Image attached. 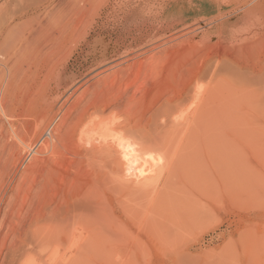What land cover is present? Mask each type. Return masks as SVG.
<instances>
[{
  "label": "rangeland",
  "instance_id": "obj_1",
  "mask_svg": "<svg viewBox=\"0 0 264 264\" xmlns=\"http://www.w3.org/2000/svg\"><path fill=\"white\" fill-rule=\"evenodd\" d=\"M68 1L50 0L32 18L9 22V26H16L12 33L13 45L17 44L19 48L24 39L30 41V38L37 37L35 34L40 31L37 24L47 26L54 19L55 25L66 24L67 27L61 35L52 36L48 31L43 32L44 35L37 41L47 52L55 51L60 45L72 49L79 33L90 29V25H93V33L87 38L89 45L110 42L124 48L132 43L131 48L134 49L139 42L133 43L124 33L125 26L120 19L122 11L112 7L115 1L119 6L124 4V9L130 4L128 10L133 11L135 22L144 17L148 22L145 29L150 27L148 34L156 35L143 49H135L124 57L116 56L105 63H101L97 51L96 54H88L87 46L72 56L67 66L69 76L64 84L50 83L48 89H42L43 77L38 75L34 78L33 87L28 84L18 90L23 98H29L21 112L17 108L14 110V115L21 114L16 129L21 128L18 135L24 145L17 146L18 150L3 170L4 179L2 175V180L0 178L3 210L0 212L3 229L0 230V264H264V2L261 8L252 9L260 0H83L81 11L69 19V14L67 17L62 14L58 21L57 14L65 13L64 6ZM14 4L16 0H0V10L7 5L15 7ZM110 7L113 10L108 11L109 19L102 18L107 14L106 8ZM249 10L252 12L245 18ZM71 30L76 33L68 35ZM171 38H176V41L168 43ZM11 45L8 42V47ZM157 47H160L159 50H156ZM146 51L149 53L140 56ZM138 55L140 57L135 59ZM118 64H122L119 69H113ZM102 72L104 78L107 76V80L113 82L110 86L111 82L107 83L108 86L106 82L100 85L98 74ZM16 93L10 91L9 97ZM78 101L93 107L101 114V119L114 125L133 126L135 122L134 127L138 125L144 129L148 145L143 143L146 150L140 151L142 154L138 158L141 163L134 165L136 171L131 173L138 174L141 167L147 164L148 168H145L147 171L150 169L148 172L153 170L152 175H161L160 179L156 178L160 182L157 190L166 180L170 179L173 184L168 186V190L171 192L172 189L174 195L168 194V199L161 200L162 194L167 192L164 189L162 194H155L153 200L154 203L158 199L160 201L151 204L162 205L157 214H162V219L155 217L158 222L171 217L168 219L176 222L172 225L179 227L180 234L173 245L160 243L162 241H156L137 223L125 221L129 218L116 205L118 200L126 198L123 194L126 190H121L119 182L114 183L116 176H112L113 182H109L113 180L109 178V181H104L105 184L101 183L105 177H111L113 172L118 171L116 164L109 166L106 163L103 167L100 164L101 168H106L107 176L102 171L105 174L103 179L102 169L97 171L99 166L96 165V168L93 165L96 171L93 166L87 168L90 174L83 169L88 175H98L95 178L98 181L88 187L85 185L89 184L87 176L88 182H81L82 189L87 190H84L87 202L81 198L68 199L67 203L63 202L66 205L62 206L64 213L60 216L77 214V211L78 215L82 211L87 213L89 201L94 199L103 200L102 203L106 200L104 204L111 201L117 210L118 221L123 222V226L126 224L124 229L122 226L118 232L105 236L80 223L73 229L70 224H62L61 229L60 222L61 231L57 229L59 226L56 227L58 223L53 225L55 228L44 222L39 223L40 229L39 224L36 225L37 208L48 202L51 195L46 189L39 190L40 186L54 178L48 171L53 168L48 156L39 152L42 150L40 142L44 144L48 140L45 131L50 128L54 132L66 112H72L71 108ZM164 104L169 106L171 121L181 120V117L196 110L197 115L202 112L203 117L196 116L195 122L189 124L182 120L181 123H184L178 122L175 128L170 127L172 133H169L167 122L150 118ZM40 116L44 120L40 121L34 133L35 122ZM8 122L0 117L2 129L8 128ZM136 141L134 144L137 145ZM133 178L128 180H135ZM17 184L20 191L16 194L13 190L19 187ZM111 187L118 192L114 193ZM11 196L15 201L8 207L6 205ZM9 208H13L12 211ZM10 211L15 216L9 214ZM201 211L204 213L201 214ZM163 212H167L164 217ZM8 214L11 218H6ZM14 222L18 225L12 230ZM166 223L172 227L169 221ZM92 233L95 236L97 233L98 238ZM116 233H119L117 237ZM100 238L106 240L104 244Z\"/></svg>",
  "mask_w": 264,
  "mask_h": 264
},
{
  "label": "bare ground",
  "instance_id": "obj_2",
  "mask_svg": "<svg viewBox=\"0 0 264 264\" xmlns=\"http://www.w3.org/2000/svg\"><path fill=\"white\" fill-rule=\"evenodd\" d=\"M49 1L50 0H16V4H14L15 7L7 5L5 7V9L0 10V117H3L4 119H6L7 122L9 121L8 122V128L2 129L0 127V178H1V175L3 173L5 166L7 165V161L9 160V158H12V155L18 150L17 146L20 145L21 147H23V145H24L23 142L21 141V139H19V135H18V134H20L19 130L21 128L19 129V127H18L17 128L18 131L16 129V127L18 125L17 124L18 119H19V117H21L20 116L21 114L20 115H14V110H16V108H17V110H19V112H21L20 110L23 109L24 106H26V102L28 101V98H29V97L23 98L22 93H21V95L18 94V93H20L18 90L23 89V88H21V86H27L28 84H30L33 87L35 85L34 78L38 77V75L43 77L41 84H43L44 86L42 87V89H48L47 87L50 86V83H51V85H54L55 83H57L58 85L64 84L65 79L68 78V76H69V72H67L69 68H67V66L69 64V61L72 59V56L75 54L76 51L78 52L79 50L86 48L87 46H88L87 47L88 54L89 53L96 54V51H97L98 54L100 55L99 58L102 59L101 63H105L107 60H110L114 57L116 58V56L124 57L129 52L135 51V49L136 50L143 49V47L156 35V34L155 35L148 34V32H150V27L147 30L145 29V28H147L146 25L148 24V22L144 17L141 19H138L137 22H135V19H133V11L130 12L128 10L130 8L129 7L130 4L127 6L126 9H124V4L119 6L118 3H116V1H115V3L112 5V7H115V10H121L122 11V13H121L122 15H121L120 19L124 23L123 26H125L124 27V33L130 38V40H132L133 43L139 42L138 45H135L134 49L131 48L132 43H130L127 47H124V48H123V46H119L118 44H111L110 42H106V43L105 42H99V43L93 42L91 45H89V43L87 42V38H89L91 33H93V25H90L89 26L90 29H86L85 31H83V32L81 31L79 33V35L77 37V41L74 44L72 49H66V47H64L63 45H60L58 48L55 49V51L50 50V52H47V49H42V45H39V43L37 41L40 37H42L44 35L43 32L48 31V32H50L49 35H52V36L53 35H61L65 31L63 29L67 27L66 24H62L60 26L55 25V22H53L54 19H51L47 23L48 24L47 26H43L42 24H37V26L40 28V31L35 34L37 37L34 36L33 39L30 38V41H28L27 39L26 40L24 39L22 44L19 46V48H18L17 44L13 45L12 33H13L16 26L11 27L8 25V23L20 21L22 19H28L29 17L34 16L35 14L39 13L41 9H44L45 6L47 5V3H50ZM68 2L66 3V6H64L65 13L64 12H58V14H57L58 21H59L60 15L64 14V16L67 17V15L69 14L68 15V19H69L71 16L74 15V13L81 11V8L84 7V1L83 0H70ZM263 2H264V0H260L255 6L252 7V9H255L257 7L261 8V6H263V5H261ZM112 7L106 8L107 14L105 15V13H106L105 12L103 14L105 16H102V18H107L110 15L108 11H110ZM112 10H113V8H112ZM251 10L246 12V15H244L245 18H248V16H250V12H252ZM126 11H127V14H126ZM109 17L107 18V20L109 19ZM116 20H119V18H116ZM51 22H53V24ZM76 29H78V28H75V30ZM71 33L74 34L76 32H74V30H71L68 35H70ZM175 41H176V38H174V39L171 38L168 43H172ZM8 42L12 43L11 47H8ZM64 43H65V41H64ZM121 48H123V50L120 52ZM159 48L160 47H157L156 50H159ZM148 53L149 52L146 51V53L141 54L140 56L148 54ZM140 56L139 55L136 56L135 59H138ZM121 65L122 64H118V65L114 66L113 69L115 68L116 70H118ZM140 66H141V64H140ZM102 75H105V74H103V72L98 74V76L101 77V81H99L100 85H103V84H101V82H104V83L106 82V85H107V83L111 82L110 84H108L110 86L113 82L108 81L106 78L107 76L104 78ZM102 77H103V79H102ZM110 77H111V75H110ZM110 77H108V78H110ZM106 85H104L103 88L106 89L107 88ZM85 90H84V92H86ZM10 91H13L14 93H16L17 91L18 92L13 97L10 98L9 97ZM84 92H82L81 94H83ZM87 93H88V91H87ZM45 99H46V101L49 100L47 98H45ZM87 103H89V102H87ZM201 104H204V103L201 102ZM164 105H165L164 107H161L160 110L155 115H153V117L151 116L150 118H152V119L155 118V119H153L154 121L156 120V118H159V119L163 120V123L167 122L168 123L167 126L169 128L170 127L175 128L176 124L178 125V122L181 123L182 120L186 121L189 124L190 122L191 123L195 122L193 120L194 119L196 120V116L197 117H199V116L203 117V114H201L202 112L198 113L199 114V116H198L197 110H196V111L192 112L190 115H185L186 117L185 116L181 117V120H175L174 119L173 121H171L170 118H171L172 114L169 113V106L167 104H164ZM71 109H72V112L71 111H69L68 113L66 112V114L63 116L62 120L60 121L58 127L56 129L54 128L55 129L54 132L49 127H48L49 129H47L45 131L46 133H48V138H47L48 140L44 144L41 143L42 141L40 142V145H42V150H41V148H40V150L42 152L41 151H39V152L41 154L45 153V155L43 154L44 156H48L47 158L50 160L49 162H51V164L53 165V168H54V169L53 168L49 169L48 171L52 174V176H54V178L52 177L53 179H51V177H50L51 180H47L46 182L42 183L40 186L39 190H41V189L45 190L46 189L48 191V193H50L51 195L50 196L48 195L49 196L48 202H45L44 204L42 203L41 205L39 204L40 206H39V208H37L39 211L38 210H37L38 212L36 211V217H35L36 225L39 223H43V222L46 224L50 223L52 225V226L50 225V227L53 228L55 226V224L58 223V225H56V227H58L61 224V229H62L63 228L62 224H68V225L70 224L71 229H73V226L79 225V223H80V224H83V226H84V224L87 226L89 225L93 232H98L99 234L100 233L105 234V236L109 235V234L111 235V233H115V232H118L119 230H121V228L123 226V224H122L123 222L120 223V221H118V218L116 217V214H117L116 211L117 210L115 211L111 201L107 202L106 203L107 205L104 204L106 202L105 199H104L105 200L104 203L101 202L103 200L98 201V200L94 199L93 202L88 200L89 204H90V209L89 210L87 209L88 210L87 213H84V211H82V213H84V214L81 213L78 215V211H77V214L75 212L76 215L73 213H69V214H65L62 217L60 216L61 213L62 214L64 213L63 212L64 210H62V206H64L65 203L63 204V202L67 203L69 200H75L77 198L78 199L81 198V199L85 200V198L88 197L87 192H85L87 190H85L84 188L82 189L83 184H85L83 182H86L88 180L87 176L89 177V180H88L89 184L86 183L85 185L88 187L93 186V184L98 181V178H97V180L95 179L98 175L97 176L96 175L93 176V174L88 175L90 173H88L89 170L87 171V168L91 169V167L93 165L94 166L97 165V166H99L98 170H97L99 172V169L101 168L100 164L102 167L105 166L106 163H108L107 165H109V166H113V164H116L118 166V168H117L118 171L113 172L111 174L112 170L114 169L113 168L111 170V172H109L111 174V177L110 176L105 177L106 179L108 178V180H105V178H104V180H102L103 182H101V180H100V182L105 184L106 181H109V178L111 179L112 176H114V177L116 176V178H115L116 181H114V179L112 178L113 180H110L109 182H113V181H114V183L119 182L118 185L122 186V187H120L121 190H126L127 193L126 192L123 193L126 198H124L121 195L123 198L121 196H119L122 198V199H120V198H117L115 195V197L117 199H120V200H118V203L116 205L117 208L119 207V209H121V213L123 212L125 214V216L129 218V220L125 219V221H128V222L131 221L132 223H137L140 227H142L146 231L147 234H149L151 237H153L156 241H158V242L162 241L160 243H163L166 245L174 243L180 234V230L178 229L179 227L177 226V224L172 225V223H176L175 220L174 219L169 220L171 217L170 218L168 217L169 219L166 217V219H164L163 222H161V221L158 222L156 220L157 217H159L160 220L162 219V218H160L162 216V214H161V216L157 215L160 213V210H161L160 206H162V205L160 203V205H158V204L156 205L157 207L152 206L153 204L155 205L157 202L160 201V199H158L156 201V203H154L155 201H153V200H155L154 198H156L155 194H157V195H159L160 193L162 194L164 189H166L167 192H164L162 194L163 197H162V195L160 196V197H162L161 200L163 198H164V200L168 199L169 198L168 194H171V195L173 194L174 191L172 189H171V192L173 191L172 193L168 190V189H170V188H168V186L171 187L173 185L171 183L170 179L166 180V182L164 184H162V186H161L162 190L161 189L157 190L158 186L160 184V182H158L157 179L158 178L160 179L161 175L158 174L160 177L159 176L156 177L157 174L155 175V173H154L152 175L153 170L151 172H148L150 169H148V171H147V168H148L146 166L147 164L145 165L147 168H145V166H142L141 169L138 168L139 166L137 167L138 170L140 169L137 172L138 174L131 173L133 171H136L134 168V165L141 163V162H139L140 161L139 156L142 154V153H140V151L146 150V148L143 146V143L148 145V143H146V141H145L146 134L144 133V129L143 128H142L143 130L140 129L141 127L139 128L138 125H137L138 127L137 126L134 127L136 125L135 122H134V124H132L133 126H129L128 124L127 125H125V124L124 125L123 124L122 125L121 124L120 125H116V124L114 125L113 123H111L109 121H105V120L101 119L100 113H97V111L93 107L88 106V104L86 105V103L83 104L80 101H78L75 104V106ZM42 114L45 115V113H42ZM159 115H160V117H157ZM154 116H156V117H154ZM177 118H178V116H177ZM206 118H207V116H206ZM152 119H150V120H152ZM159 119H157V121H159ZM197 119H199V118H197ZM42 120H44V118L42 119V116L38 117V119L34 125L35 126L34 127V133L37 132V129L40 126V121H42ZM199 120L201 121L202 119L200 118ZM127 122L128 121H125L124 123H127ZM25 123H26L25 127L28 128L27 122H25ZM183 123L184 122H182L181 124H183ZM187 123H186V125H188ZM196 123H198V120ZM129 124H130V122H129ZM212 126H214V125H212ZM29 129L31 130V128H29ZM171 130L172 129L170 128L169 133H172ZM23 131H24V129H23ZM30 132H32V130ZM131 137L132 138L134 137L135 140L133 139L134 141H132ZM136 139H137V141H136ZM135 141L138 142L137 145L134 144ZM24 149H25V147H24ZM148 149H150L149 146H148ZM150 151H151V149L149 150V152ZM40 153L37 152V154H40ZM144 154H145V151H144ZM64 155H66L67 157H65ZM33 156H34V154H33ZM125 157H127V159ZM141 160L145 161V159H141ZM109 163H111L112 165ZM145 163H147V162H145ZM142 164H143V162H142ZM37 166H38V164H37ZM97 166H96V168H97ZM83 169H86L88 174L85 171L83 172ZM93 169H95V167ZM101 169H102L101 174H102V171L104 173L106 172V171H104V169L106 170V168H104V169L101 168ZM114 170H116V169H114ZM95 171H96V169H95ZM5 172L6 171H4V173ZM84 173L87 175H85ZM51 174H50V176H51ZM103 174L101 176L102 178L99 176L101 179H103V177L106 173L104 175ZM110 174H108V175H110ZM14 176H16V175H14ZM105 176H107V174ZM130 177H134L133 179H135L136 181L135 180L132 181V179H131V181H130V179L128 180V178H130ZM164 177L166 178V176H164ZM169 177H170V175L167 176V179ZM2 178H3V175H2ZM2 178H1V180H2ZM48 178H49V176H48ZM28 179H30V178L28 177ZM1 180H0V182H1ZM164 181L165 180H163V182ZM169 181H170V183H169ZM81 182L83 184H81ZM109 182H107V183H109ZM118 185H115V186H118ZM18 186L19 187L16 186L13 190L16 194L20 191V189H19L20 185H18ZM110 189H112V187ZM34 190H33V192H35ZM156 190L158 191V193ZM153 191H154V193H153ZM113 192H114V190H113ZM115 192L117 193L118 191H115ZM152 193H153V195H152ZM96 194L98 195V193H96ZM96 194H95V196H96ZM150 196L152 199L151 203H150V199H149ZM102 197H104V196H102ZM102 197H100V199H102ZM160 197H158V198H160ZM9 200L10 201H9L8 205H6L8 207H9V205L12 204L11 202L15 201L12 196H11V199H9ZM91 200H93V199H91ZM152 202H153V204H152ZM39 203H40V201H39ZM162 203H164V202H162ZM89 204H87V206ZM80 205H81L80 207H82L83 203H81ZM76 206H78V205H76ZM150 206L155 207V209L154 208L152 209ZM65 207H67V210H68V205ZM11 209H13V208H11ZM153 210H154V212H153ZM1 211H3L2 210V202H0V212ZM11 211L8 213L11 214L12 213ZM74 211L75 210H73V212ZM4 212H5V210H4ZM118 212H119V210H118ZM170 212H171V214L173 213L172 210ZM200 213L203 214L204 212L201 211ZM9 214H8V217H6V218H9V217L11 218V215L13 213L10 216H9ZM124 214H121V215H124ZM163 214H164V212H163ZM165 214H167V212ZM165 214L163 215V217L165 216ZM121 215L119 217H121ZM3 216H4V214H3ZM3 216H1V217H3ZM13 216H15V215L13 214ZM16 218H17V216H16ZM44 218H45V220H44ZM122 221H124V220H122ZM125 221H124V223H125ZM168 221H169V224L172 225V227L167 226L166 222H168ZM16 222H17V220H16ZM16 222H14V223L16 224ZM60 222H62V223H60ZM161 223H163V224H161ZM15 224L11 225L12 230L17 228L18 223L16 225ZM43 224H42V226H43ZM39 226H40L39 227V229H40L41 225L39 224ZM124 226L122 229L125 228ZM77 227H79V226H77ZM43 228H44V226H43ZM172 228H174V229H172ZM1 229H2V226H0V230ZM57 229H59L58 231H61L60 226ZM5 230H7V229H5ZM2 231H3V229H2ZM46 231H48V230H46ZM75 232H76V230H75ZM55 233L57 235V232H55ZM117 234L119 235V233L115 234L116 237H117ZM93 235L94 234L92 233V236ZM99 236H102V235H99ZM134 236H136L135 233H134ZM94 237L98 238L97 233H96V236L94 235ZM100 240H101V238H100ZM104 241H106V240L104 239ZM104 241L101 240V243H103ZM107 241H109V239ZM134 241H135V239H134ZM137 241H139V240H137ZM87 242L85 241V243H87ZM91 242L90 243L93 244V241H91ZM90 243H89V245H90ZM96 244H97V242H96ZM99 244H100V242L98 243L97 246H99ZM123 244H121V245H123ZM105 246H107V244ZM139 246H140V244H139ZM113 247L115 248L114 245H113ZM170 247H172V246H170ZM83 248H85V247L83 246ZM113 249L109 248V250H113ZM78 253H80V251Z\"/></svg>",
  "mask_w": 264,
  "mask_h": 264
},
{
  "label": "snow or ice",
  "instance_id": "obj_3",
  "mask_svg": "<svg viewBox=\"0 0 264 264\" xmlns=\"http://www.w3.org/2000/svg\"><path fill=\"white\" fill-rule=\"evenodd\" d=\"M127 159V157H125Z\"/></svg>",
  "mask_w": 264,
  "mask_h": 264
}]
</instances>
